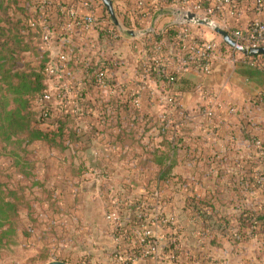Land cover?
Segmentation results:
<instances>
[{
	"label": "trees",
	"instance_id": "trees-1",
	"mask_svg": "<svg viewBox=\"0 0 264 264\" xmlns=\"http://www.w3.org/2000/svg\"><path fill=\"white\" fill-rule=\"evenodd\" d=\"M242 1L235 0L236 13ZM62 5L63 0L0 4V264L78 263L65 247L85 228L73 209L80 205L84 177L98 170L85 157L96 142L110 150L100 176L113 178V162L128 166L129 173L115 181L128 189L141 178L147 193L138 202L161 206L157 217L169 218L165 227H176L167 209L176 204L178 192L183 194V210L210 245L220 248L227 238L242 250L252 238H262L264 145L257 147L259 135L243 125L240 144L249 150L246 154L236 156L241 149L234 133L233 149L229 146L233 155L206 148V138L178 97L182 90L176 84L184 70L200 67L191 61L181 64L179 56L186 61L187 52L177 36L179 24L144 36L136 66L141 81L128 75L120 81L119 69L133 59L118 56L117 47L132 36L117 26L96 40L81 28L70 34L64 29L68 19ZM123 19L130 27L128 17ZM46 23L56 32L52 44L69 53L67 60L59 58L63 69L55 92L49 72L53 57L43 39ZM149 78L157 80L164 96L169 93L161 113L147 89ZM50 157L60 165V183L54 185L42 172ZM231 169L233 192L227 195L225 178ZM172 249L175 261L184 264L177 261L181 251L174 240Z\"/></svg>",
	"mask_w": 264,
	"mask_h": 264
},
{
	"label": "crops",
	"instance_id": "crops-1",
	"mask_svg": "<svg viewBox=\"0 0 264 264\" xmlns=\"http://www.w3.org/2000/svg\"><path fill=\"white\" fill-rule=\"evenodd\" d=\"M49 1L52 2V0ZM195 1L200 0H191L189 4H184L181 0H113L117 15L123 24H125L123 16H127L130 23L128 29L141 32L139 35L130 34L132 37L117 47L116 54L118 56L122 58L130 56L133 59L128 66L124 64L119 69L118 78L120 81H123L126 75L135 78V82L142 79V75H136V66L141 55L139 57L126 55V45L131 44L142 50L143 41L141 39L144 36L159 35L172 23L180 25L183 12L191 10L192 3ZM63 2L64 5H76L79 11L84 14L88 13V8L82 6L77 0H63ZM240 5V9L233 15V18L228 17L233 29L246 28L256 20L264 22V7H258L253 0H243ZM104 7L98 1L93 0L92 12L98 18L99 24L88 33L89 39H98L102 32L105 36L109 30L114 28L113 26H116L111 17L110 19L104 17ZM139 8H142L141 16H138L136 12ZM216 19L222 20L220 17ZM137 23L143 27H139ZM117 28L120 29L118 26ZM207 28L192 25V31L196 37L214 39V33H210ZM143 31H147V33H143ZM218 43L219 47L212 58L211 71L206 73L196 68H186L176 87L182 90L178 97L183 107L194 119L197 132L207 140L206 148L211 153L217 148L222 152H232L230 155H233V150L230 151L229 146L231 145L233 149L234 133L237 140L236 146L241 149L236 154L239 157L242 153L246 154L249 151L240 144L243 125L248 130L257 133L260 145L261 143L264 145V64L257 65L251 56L247 57L231 47H223L219 41ZM164 44L162 41V45ZM54 48L58 49L56 52L60 49L55 44ZM138 50L137 52L140 54V50ZM52 51L55 53L54 50ZM132 68L133 71H131ZM146 85L147 89L151 90L155 105L158 98L161 97V100L167 98L169 93H166L165 96L162 94L156 79L149 78ZM210 106L214 109L212 116H208L204 112ZM230 107H233L234 111H230ZM257 123L262 124L263 128L257 129L255 127ZM254 151L257 150L254 149ZM109 153L110 150L100 142H96L95 146L85 153V157L90 159L93 166L98 169L91 173L99 174L100 168L103 170L106 168ZM113 163L116 168L113 177L116 179H119V175L122 176L123 173H129L128 166L124 163ZM261 168H264V164ZM177 171L181 172L182 170L178 168ZM97 177L103 178L100 174ZM232 177L233 169L225 178V183L229 185L225 186L227 195L233 192ZM92 182H88V186ZM113 184L116 185L115 188L111 186V190H114L112 194L114 197L110 198L108 205L105 202H95L96 204L85 202L80 204L77 209H73L81 216V221L85 225L84 230L76 232V242L65 247V251L72 253L71 257L74 260L86 264H121L114 255L120 251L131 258L133 264H178L172 249L174 240L178 243L181 251L177 259L179 263L264 264V236L252 238L242 250L233 247V242L227 238L222 239V247L216 248L208 243V238L200 233L195 221L183 210V194L177 192L175 194L176 204L167 209L168 215L174 216V225L176 226L170 228L165 227L169 218L166 222L158 219L157 205H151L149 202H143L140 205L138 202L147 193L141 178L134 180L128 189L124 188L119 181L114 180ZM100 188L97 181L96 189L100 191ZM116 198L120 199L118 205L115 203ZM160 208L162 207L160 206ZM114 210L118 211L121 216L120 230L118 228L115 230L109 220L105 219L106 215ZM142 211L145 215L143 221L138 217ZM101 217L102 219H100ZM146 229L152 231L153 237L143 240ZM121 232L122 237L116 238L115 236ZM151 240H156V245L151 243ZM154 246L155 249H153ZM31 252L35 254V250H31ZM16 264L25 263L18 262Z\"/></svg>",
	"mask_w": 264,
	"mask_h": 264
},
{
	"label": "built area",
	"instance_id": "built-area-1",
	"mask_svg": "<svg viewBox=\"0 0 264 264\" xmlns=\"http://www.w3.org/2000/svg\"><path fill=\"white\" fill-rule=\"evenodd\" d=\"M184 4H189L191 0H181ZM82 6L88 8V13L84 14L79 11L76 5H64L62 6L61 10L66 15V21L64 25V29L67 30L70 34H77L74 32L78 28L83 29L86 34L88 35L97 25L99 24L98 18L92 12L93 8V0H82ZM258 7H264V0H257ZM192 11H195L202 16H209L212 18L220 17L224 28L227 29L231 36L239 41L240 43L246 46L252 47H260L264 46V22L262 21H253L248 27L246 28H236L233 29L231 26V22L228 17H232L236 14V4L235 0H200L195 1L192 3ZM223 27V26H222ZM55 30L51 26V24L44 25V42L45 44L51 49L52 61L50 63L49 72L52 75L51 80L54 78L55 81L61 78V71L63 69V64H59L60 61H65L69 58L68 52H63L59 50L57 54L52 51L51 44L53 37L55 35ZM178 38L183 42V49L187 52V59L185 61L184 56L181 54L180 60L182 61V65L187 63L188 61L197 63L200 65L198 70L203 72L209 73L211 71V63L214 52L219 47V43L214 39H197L196 36L193 34L192 31V24L181 23L178 26L177 31ZM183 56V57H182ZM254 62L257 65L264 64V57H252ZM69 93V90H67ZM230 111H234L233 107L229 108ZM205 114L208 116H212L214 114L213 107H208L205 109ZM257 145H260V141H257ZM116 205L120 203V199H115ZM156 214H161V208L159 205L156 206ZM117 209V208H116ZM145 215L143 212L138 214L139 218H143ZM106 218L109 220L110 224L113 227L119 229L120 219L121 216L119 215L118 211H111L106 215ZM163 222L167 221V218L162 220ZM120 230V229H119ZM117 234V233H115ZM116 238L122 237V232L115 236ZM143 240L147 238L150 239L153 237L152 231L150 229H146L143 235ZM151 243L156 245V240H151ZM155 249V246L153 247ZM115 257L121 264H133V260L128 256L122 254V252L117 251ZM80 264H86L84 262Z\"/></svg>",
	"mask_w": 264,
	"mask_h": 264
},
{
	"label": "rangeland",
	"instance_id": "rangeland-1",
	"mask_svg": "<svg viewBox=\"0 0 264 264\" xmlns=\"http://www.w3.org/2000/svg\"><path fill=\"white\" fill-rule=\"evenodd\" d=\"M215 20L217 21V23L219 25L224 27L222 21H220V20H218L216 18H215ZM124 26L126 28H128L125 24H124ZM207 29H208V31L210 33H214V35H215L214 39H216L217 42L219 41L221 43H225L223 41L222 37L219 34H217L215 31H213L210 28H207ZM51 48H52V50L55 51V54H57L56 51L58 49L54 48V44H51ZM138 49L140 50V48H136V47L132 46L131 44H127L126 45V55H132V56H135V57H139V55H141V52L139 54V52H137ZM131 71H133V68H132ZM50 89H51V91H54V92L57 91V89H59V87L56 86V81H55L54 78L51 80ZM164 102H165L164 100L157 99V104L155 105V107H156L157 111L160 112V113L164 110V108H163V107H165ZM81 155H82V153H81ZM59 166L60 165H59L58 161L56 159H53L52 157L47 158L45 164H43V166H42L43 175L49 180V183L51 185H54L57 182L60 183V177L58 176L59 171H60V167ZM61 170H63V169H61ZM98 175H99L98 173H88L84 177L85 180L81 183V192L78 195L80 204L85 203V202H93V203H95V202H100V203L105 202V204L108 205L109 202H110V198L113 199L114 195H112V194H113L114 190H111V186H114L112 181L115 180L116 177H113V178H111V177L110 178H98L97 177ZM93 180H97L99 182V187H101L100 191H98L97 189H95L94 191H84L83 187L84 186H88L87 183L88 182H92ZM115 186L113 188H115ZM88 187H91V185L88 186ZM68 198H69V196H68ZM178 199H179V196H178ZM100 219H102V217ZM105 219H107V218H105ZM84 229L85 228H83V230ZM78 263H80V262H78Z\"/></svg>",
	"mask_w": 264,
	"mask_h": 264
},
{
	"label": "water",
	"instance_id": "water-1",
	"mask_svg": "<svg viewBox=\"0 0 264 264\" xmlns=\"http://www.w3.org/2000/svg\"><path fill=\"white\" fill-rule=\"evenodd\" d=\"M104 6L107 8L112 22L118 26L122 31H125L131 35H139L141 32H137L133 29H128L124 26L123 22L120 20L119 16L117 15V12L114 7V2L113 0H101ZM1 4V0H0ZM181 23H186V24H192V25H198V26H205L213 31H215L217 34H219L223 41L231 48L241 52L242 54L246 56H254V55H264V46L260 47H252V46H246L236 39H234L230 32L219 25L217 21L209 16H202L201 14L188 10L184 11L182 16H181ZM143 33H147V31H143ZM97 188V180H94L91 184V187L84 186L83 190L84 191H94ZM48 264H70L66 261H61V260H53L49 262Z\"/></svg>",
	"mask_w": 264,
	"mask_h": 264
}]
</instances>
